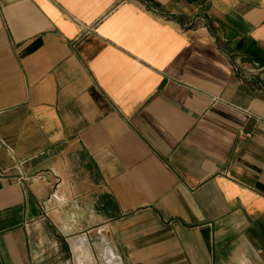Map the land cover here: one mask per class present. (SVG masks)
<instances>
[{
	"label": "crops",
	"instance_id": "1",
	"mask_svg": "<svg viewBox=\"0 0 264 264\" xmlns=\"http://www.w3.org/2000/svg\"><path fill=\"white\" fill-rule=\"evenodd\" d=\"M106 232L122 264H264V0H0V264Z\"/></svg>",
	"mask_w": 264,
	"mask_h": 264
},
{
	"label": "rangeland",
	"instance_id": "2",
	"mask_svg": "<svg viewBox=\"0 0 264 264\" xmlns=\"http://www.w3.org/2000/svg\"><path fill=\"white\" fill-rule=\"evenodd\" d=\"M94 243L98 244L97 248L93 247V248H91L92 249L91 252L85 253V254L83 253V257H82L83 264H106L105 260L103 258V252L102 251L105 247H106V249L107 248L112 249V244L109 240V236L107 235V232H106V243H105L106 245H103L104 243L101 240H99L97 237L94 238ZM114 252L116 253V255L118 257V253L116 251H114ZM118 260H120L119 257H118Z\"/></svg>",
	"mask_w": 264,
	"mask_h": 264
},
{
	"label": "bare ground",
	"instance_id": "3",
	"mask_svg": "<svg viewBox=\"0 0 264 264\" xmlns=\"http://www.w3.org/2000/svg\"><path fill=\"white\" fill-rule=\"evenodd\" d=\"M103 258L106 264H122L118 259L116 254L110 250V248L103 250Z\"/></svg>",
	"mask_w": 264,
	"mask_h": 264
},
{
	"label": "water",
	"instance_id": "4",
	"mask_svg": "<svg viewBox=\"0 0 264 264\" xmlns=\"http://www.w3.org/2000/svg\"><path fill=\"white\" fill-rule=\"evenodd\" d=\"M198 17H201V15H198ZM252 81L255 82L259 87H262L261 83L257 79L253 78Z\"/></svg>",
	"mask_w": 264,
	"mask_h": 264
}]
</instances>
